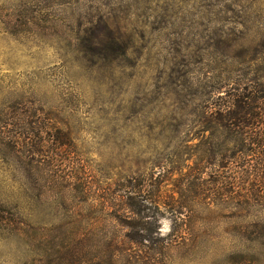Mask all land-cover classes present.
Here are the masks:
<instances>
[{"label":"rangeland","instance_id":"374dc122","mask_svg":"<svg viewBox=\"0 0 264 264\" xmlns=\"http://www.w3.org/2000/svg\"><path fill=\"white\" fill-rule=\"evenodd\" d=\"M255 74L264 0H0V264H264L200 115Z\"/></svg>","mask_w":264,"mask_h":264},{"label":"trees","instance_id":"16d2710c","mask_svg":"<svg viewBox=\"0 0 264 264\" xmlns=\"http://www.w3.org/2000/svg\"><path fill=\"white\" fill-rule=\"evenodd\" d=\"M225 90L201 109L204 127L211 135L222 136L223 143H231L237 156L231 160L233 186L240 188L237 191L244 189L240 193L245 201L251 195L264 200V78L255 74ZM223 161L222 166L229 167V161ZM138 194L142 198L140 191Z\"/></svg>","mask_w":264,"mask_h":264}]
</instances>
